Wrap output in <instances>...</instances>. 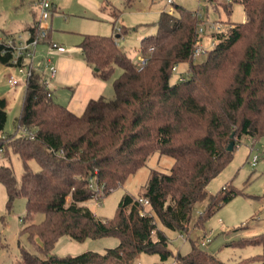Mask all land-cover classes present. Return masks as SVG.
<instances>
[{"label":"trees","instance_id":"1","mask_svg":"<svg viewBox=\"0 0 264 264\" xmlns=\"http://www.w3.org/2000/svg\"><path fill=\"white\" fill-rule=\"evenodd\" d=\"M133 3L123 0V8ZM236 3L242 5L245 21L214 20L227 28L212 33L216 43L202 61L192 59L199 21L177 4L171 13L161 11L156 32L141 40L138 55L148 57V63L139 71L113 35H84L78 48L94 75L106 80L115 67L121 72L112 82V97L88 101L79 116L55 103L42 76L34 74L25 88L15 134L6 136V103L0 99V183L7 195L6 208L10 210L21 196L25 217L19 221L36 214L44 217L19 231L38 252L20 247L14 264H133L142 253L157 254L159 264H167L168 238L156 221L173 232L187 231L194 206L232 160L236 145L243 138L264 136V0H231L222 5L208 0L205 7L221 9L228 16ZM109 5L105 3L102 10ZM121 12L108 11L113 22ZM34 32L31 26L30 35ZM116 32L119 37L126 33L124 27ZM4 50L8 48L0 42V64L9 68L10 53L2 55ZM179 65H186L187 72L170 83ZM230 141L232 151L227 150ZM9 152L22 163L19 183L1 162ZM154 153L173 159L169 172L150 170L138 198L124 194L111 219L93 214L86 203L121 187ZM30 161L36 162L37 171ZM91 178L104 185L99 193L89 188ZM238 194L229 184L221 188L199 213L195 226L203 228ZM145 207L149 213H144ZM61 236L76 242L113 236L118 244L104 253L58 257L51 251ZM4 246L0 238V249ZM225 246L260 247V254L234 264H264V233ZM175 262L224 264L197 242Z\"/></svg>","mask_w":264,"mask_h":264},{"label":"rangeland","instance_id":"2","mask_svg":"<svg viewBox=\"0 0 264 264\" xmlns=\"http://www.w3.org/2000/svg\"><path fill=\"white\" fill-rule=\"evenodd\" d=\"M18 0H0V20L11 21L15 18L14 3ZM58 1V0H57ZM56 1V2H57ZM61 1V0H59ZM102 4L103 0H98ZM109 2L108 10L94 12L92 0H64L65 8L55 13L53 11L54 26L60 28L55 36H63L64 46L70 47L81 40L83 35H113L118 40L122 49L132 59L133 63L138 61V50L140 42L144 37L156 32V25L159 14L164 11V0H134L132 7L123 8V0H104ZM215 5H222L228 0H213ZM230 2V1H229ZM105 3V2H104ZM175 4L183 6L193 12L196 4L191 0H175ZM121 10V15L114 22L111 20L108 11ZM61 12H63L61 14ZM108 17H107V16ZM18 16V15H17ZM202 20L205 21L204 32L201 34L202 45L209 50V37L212 35L208 29L211 23H219L220 29L226 31L227 26L216 19L241 23L245 21L243 7L236 3L232 5L230 15H226L219 9L214 12L211 7L204 6L201 12ZM114 27V30L112 29ZM124 27L125 34L118 38V31ZM61 33V34H60ZM116 33V34H115ZM54 36V37H55ZM65 39V40H64ZM56 40V37H55ZM47 47V46H46ZM204 56H199L194 61H202ZM38 61V59H37ZM54 67L56 64L54 63ZM172 72L170 83L178 81L187 72L186 65L176 66ZM12 72L11 68H4L0 65V94H6L10 89L5 83V77ZM120 69L115 67L111 76L106 80H101L109 85L106 97H112L113 89L111 81L119 74ZM59 99L64 103L72 98L70 88L61 87ZM20 109L16 106L7 109V120L4 134L11 136L15 134V121L19 116ZM253 156H257L255 166L250 162ZM1 162L9 166L13 172L17 183L22 174V163L15 153L9 152L8 158L1 159ZM173 164V159L168 156H160L158 153L152 154L146 161L145 166L139 168L133 175H130L121 187H118L101 200L92 199L86 203L90 210L101 220L111 219L124 194H129L138 198L143 191V187L148 178L150 170H157L163 173L169 172ZM32 170L37 171L38 165L30 161ZM231 185L240 194L232 198L222 208H220L211 218H209L203 228L195 226L196 218L209 203L211 197L221 188ZM7 195L4 186L0 183V238L4 243V248L0 249V264H14L19 258V248L22 247L32 253H37V246L27 240V236L19 235L22 227L30 223H38L43 220L42 214H36L31 220L19 221L25 217V199L16 197L10 210L6 208ZM144 213H149V208L145 207ZM157 227L162 230L168 238V249L171 252L167 264H176L177 256L185 255L189 252L191 243L197 242L201 250L208 255L214 256L224 264H234L243 259L253 258L260 254V247H231L226 243L238 241L243 238H251L264 233V136L257 140L243 138L236 145L232 160L224 169L213 178L205 188V194L198 202L192 212V218L185 232H173L167 230L156 221ZM35 242V241H34ZM118 244L116 237L107 236L98 239H86L76 242L68 236H61L55 242L51 253L58 257L75 256L84 252L104 253L107 249L114 248ZM157 254H139L133 264H159ZM249 264H259L257 262Z\"/></svg>","mask_w":264,"mask_h":264},{"label":"crops","instance_id":"3","mask_svg":"<svg viewBox=\"0 0 264 264\" xmlns=\"http://www.w3.org/2000/svg\"><path fill=\"white\" fill-rule=\"evenodd\" d=\"M104 2L107 3L108 1L103 0L101 4L98 0H92V5L90 6V8L93 7L94 12H97L98 15H100V12L103 14L102 11L104 10H102V6L105 4ZM65 7L66 6L64 4V0H58L54 5L53 11L55 13H58V11H62V9H64ZM14 9V19H12L11 21H5L2 19L0 20V40L5 39L6 37L18 35H20L23 39H27L30 35L29 28L31 26H34L37 21L38 0H18L14 3ZM62 13L63 12H61V14ZM109 16L112 20V16L110 14ZM53 22L54 20L52 16L50 19V40L64 47L65 51L49 52L45 44L39 47L40 52L48 51V57L51 60V63L53 64V66L54 63L56 64V74L54 79L50 81L48 89L51 92V99L55 103L66 107L70 112L79 116L84 112L88 101L95 100L101 96H105L104 93H108L109 85L102 82L101 78L94 75V73L92 72V68L88 66L82 59L78 44L81 42L83 37H81V40L76 44L66 48L63 44L64 37L61 35L55 36L56 32L59 33L62 30H60L59 27L54 26ZM54 36L56 37V40ZM117 37L120 38L121 36ZM116 41L118 42L117 39ZM0 65L4 68H8L3 66L2 64ZM10 73H13V71ZM7 76L5 77L4 83L10 89L6 94H0V99L5 100L6 113L7 109H12L16 106L20 109L19 111H21L25 89L22 86L10 87L7 84ZM112 82L113 80L111 81V85ZM61 87L70 88L73 93L72 98L70 100H67V103H64L59 99Z\"/></svg>","mask_w":264,"mask_h":264},{"label":"built area","instance_id":"4","mask_svg":"<svg viewBox=\"0 0 264 264\" xmlns=\"http://www.w3.org/2000/svg\"><path fill=\"white\" fill-rule=\"evenodd\" d=\"M57 0H38V11H37V21L34 25L35 32L29 35L27 39H23L20 35L7 37L0 40L10 53L9 64L13 71L7 76V84L10 87L22 86L24 89L27 87L28 82L34 74H40L42 76V81L48 88V85L52 79H54L56 74V68L51 63L48 57V51L40 52L39 47L43 44L47 46L50 51L64 52L65 48L56 44L55 42L49 41L47 43L48 33L50 31V19L53 14L54 5ZM196 4V8L193 11V15L198 19V34L199 39L197 40L193 53L192 59L195 60L199 56L203 55L206 49L203 47L201 34L204 32V26H206L205 21L202 20L201 12L203 7L207 4L208 0H191ZM231 0H228V2ZM164 11L171 13L173 10L174 0H164ZM208 29L211 33H222L224 32L220 29L219 23H211L208 25ZM210 47L216 42L212 36L209 37ZM2 51V55L6 52ZM38 59V61H37ZM148 63V57L139 56L138 61L134 63L135 68L139 71L143 69ZM176 70V67H174ZM257 162V156H253L250 162L251 166H255ZM89 188L93 191L99 193L102 190L103 184H98L93 178L89 180ZM138 201L147 206L146 200L138 199ZM204 246V243H201Z\"/></svg>","mask_w":264,"mask_h":264},{"label":"water","instance_id":"5","mask_svg":"<svg viewBox=\"0 0 264 264\" xmlns=\"http://www.w3.org/2000/svg\"><path fill=\"white\" fill-rule=\"evenodd\" d=\"M231 136H233V135H231ZM232 148H233V141H230V143H229V145H228V147H227V150L228 151H232ZM38 241V240H37Z\"/></svg>","mask_w":264,"mask_h":264}]
</instances>
